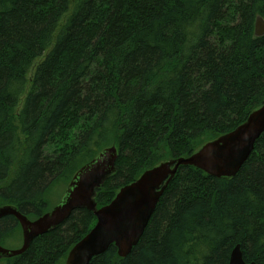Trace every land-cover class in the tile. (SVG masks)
<instances>
[{
  "label": "trees",
  "instance_id": "16d2710c",
  "mask_svg": "<svg viewBox=\"0 0 264 264\" xmlns=\"http://www.w3.org/2000/svg\"><path fill=\"white\" fill-rule=\"evenodd\" d=\"M264 0H0V206L34 220L103 149L98 207L162 161L189 156L264 104ZM67 184V185H68ZM80 208L1 264H65L96 224ZM0 220V244L20 241ZM264 264V132L232 178L180 166L139 243L90 264Z\"/></svg>",
  "mask_w": 264,
  "mask_h": 264
},
{
  "label": "water",
  "instance_id": "95a60500",
  "mask_svg": "<svg viewBox=\"0 0 264 264\" xmlns=\"http://www.w3.org/2000/svg\"><path fill=\"white\" fill-rule=\"evenodd\" d=\"M255 35H264V18L257 16ZM264 132V105L253 111L234 130L205 143L189 156L162 161L146 170L136 181L123 186L107 205L98 207L97 189L115 173L119 152L113 145L103 149L82 166L70 181L61 202L38 217L30 219L13 205L0 206L1 218L14 216L22 229L23 242L17 249L0 245V259L25 253L39 236L64 223L73 211L85 208L96 216L95 226L70 250L65 264H90L111 245L120 257H126L142 238L156 206L180 166H194L217 178L234 177L249 159L257 139ZM229 264H258L244 259L236 245Z\"/></svg>",
  "mask_w": 264,
  "mask_h": 264
},
{
  "label": "rangeland",
  "instance_id": "374dc122",
  "mask_svg": "<svg viewBox=\"0 0 264 264\" xmlns=\"http://www.w3.org/2000/svg\"><path fill=\"white\" fill-rule=\"evenodd\" d=\"M67 184L68 182L66 179L59 180L58 182L54 184L53 188L48 192L47 200H48V206L50 208L57 206L61 202V200L64 198L65 193L68 188ZM21 237H22V230H21ZM22 241L23 239L20 241H8V242H4L3 245L4 247L8 249H17L21 247ZM1 262L2 261L0 260V264Z\"/></svg>",
  "mask_w": 264,
  "mask_h": 264
},
{
  "label": "bare ground",
  "instance_id": "6f19581e",
  "mask_svg": "<svg viewBox=\"0 0 264 264\" xmlns=\"http://www.w3.org/2000/svg\"><path fill=\"white\" fill-rule=\"evenodd\" d=\"M263 105H264V104H263ZM263 105H261V106H263ZM261 106H260V107H261ZM260 107H258L257 109H259ZM255 110H256V109H255ZM255 110H254V111H255ZM252 112H253V111H252ZM252 112H251V113H252ZM251 113H250V114H251ZM210 141H212V140H210ZM208 142H209V141H208ZM206 143H207V142H206ZM119 190H120V189H119ZM118 192H119V191H118ZM164 192H165V191H164ZM21 230H22V229H21ZM22 239H23V234H22ZM22 242H23V241H22ZM0 245H2V244H0ZM239 245H240V244H239ZM2 246H4V245H2ZM3 259H4V258H3Z\"/></svg>",
  "mask_w": 264,
  "mask_h": 264
}]
</instances>
